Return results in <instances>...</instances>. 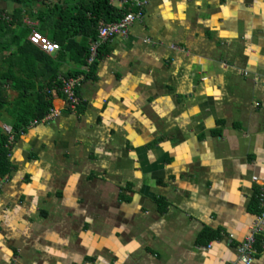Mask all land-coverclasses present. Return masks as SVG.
Listing matches in <instances>:
<instances>
[{"label":"crops","instance_id":"1","mask_svg":"<svg viewBox=\"0 0 264 264\" xmlns=\"http://www.w3.org/2000/svg\"><path fill=\"white\" fill-rule=\"evenodd\" d=\"M142 13L100 45L80 105L55 96L58 115L12 143L0 264H241L264 210V0Z\"/></svg>","mask_w":264,"mask_h":264},{"label":"trees","instance_id":"2","mask_svg":"<svg viewBox=\"0 0 264 264\" xmlns=\"http://www.w3.org/2000/svg\"><path fill=\"white\" fill-rule=\"evenodd\" d=\"M4 1L13 7L11 10L0 7V178L11 169L10 148L19 133L34 120L41 121L52 108L55 96L64 99L60 77L94 74L103 53L101 46L88 70L82 67L87 65L99 23L119 21L133 9L130 6L119 9L110 0H41L38 6H34L36 0ZM25 15L37 24L28 25ZM34 30L59 48L52 53L41 50L29 40ZM65 63L76 64L64 68ZM8 91L16 93L11 100L13 104L7 100ZM4 115L9 121L2 120ZM6 127L10 130L6 131ZM158 201L159 209L163 210L165 202L161 198ZM214 236L204 230L199 240ZM254 247L259 249V238Z\"/></svg>","mask_w":264,"mask_h":264},{"label":"built area","instance_id":"3","mask_svg":"<svg viewBox=\"0 0 264 264\" xmlns=\"http://www.w3.org/2000/svg\"><path fill=\"white\" fill-rule=\"evenodd\" d=\"M149 0H110L112 4H115L117 8L123 9L127 6L134 7L135 10L129 11L124 14L123 17L119 21L103 23L100 22L97 28V38L90 46V55L87 59V65H84L83 70H88V65L94 61L96 56L97 48L112 38L114 35H126L129 26L136 20H141L143 17L142 7ZM29 40L39 47L41 50L52 53L59 48L58 44L50 41L47 37L41 35L38 31H32L29 35ZM149 42V40H146ZM176 48V47H174ZM84 77L83 74H78L75 76L64 77V80H61L60 90L65 95L64 100L68 101L70 105H73L77 99H79V95L77 92V88L80 85L81 79ZM52 108L48 112L51 113ZM48 114V115H49ZM44 116L41 119V122L44 123L46 117ZM34 125L38 124L36 120H34ZM6 131H9L10 128L6 127ZM11 139V138H10ZM264 226V210L261 211L259 215L256 216V219L253 221L248 234L244 237V239L239 243L237 247L238 252V261L241 264H251L253 259V254L255 253L254 244L256 242V236L261 231V228Z\"/></svg>","mask_w":264,"mask_h":264},{"label":"rangeland","instance_id":"4","mask_svg":"<svg viewBox=\"0 0 264 264\" xmlns=\"http://www.w3.org/2000/svg\"><path fill=\"white\" fill-rule=\"evenodd\" d=\"M126 34H127V33H126ZM60 79H61V80H64L65 78H64V77H60ZM8 94H10V96L7 97V100L10 101V104H13V102H12L11 100H12L13 97L16 95V93H15L14 91H8ZM64 101H65V100H64ZM53 102H54V101H53ZM65 102H66V104L68 105V107H69L71 110L74 111V109H76V106H77V105H80V97H79V99L76 100L77 103H75V104H73V105H70V104L68 103L67 100H66ZM48 114H49V113H47L46 115H48ZM46 115H45V116H46ZM57 115H58V111H57L56 108L53 106V107H52V110H51V113L46 117V120H49L50 117H51V119H52V118H55ZM2 120H7V121H9V117L4 115V116L2 117ZM33 122H34V121H33ZM45 122H47V121H45ZM39 123H42V122L40 121ZM31 125H34V123H32Z\"/></svg>","mask_w":264,"mask_h":264}]
</instances>
